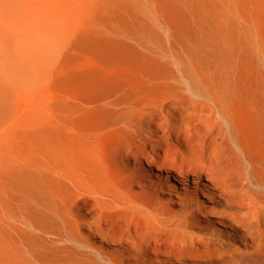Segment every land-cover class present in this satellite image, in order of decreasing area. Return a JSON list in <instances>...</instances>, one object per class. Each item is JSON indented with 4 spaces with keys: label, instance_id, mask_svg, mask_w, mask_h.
Listing matches in <instances>:
<instances>
[{
    "label": "bare ground",
    "instance_id": "bare-ground-1",
    "mask_svg": "<svg viewBox=\"0 0 264 264\" xmlns=\"http://www.w3.org/2000/svg\"><path fill=\"white\" fill-rule=\"evenodd\" d=\"M92 1L0 0V264H264V0Z\"/></svg>",
    "mask_w": 264,
    "mask_h": 264
},
{
    "label": "rangeland",
    "instance_id": "rangeland-1",
    "mask_svg": "<svg viewBox=\"0 0 264 264\" xmlns=\"http://www.w3.org/2000/svg\"><path fill=\"white\" fill-rule=\"evenodd\" d=\"M109 1H120L123 5L125 3L124 0ZM107 2L106 0H95L89 3L78 2L69 4L68 48L69 51H71V59L75 60V63L81 60V56H79L80 52L78 51L80 47V36L83 33L93 31L96 28L100 17L106 15L105 12H107V8H105L104 5L107 4ZM120 3L117 2L118 5H122V3Z\"/></svg>",
    "mask_w": 264,
    "mask_h": 264
}]
</instances>
